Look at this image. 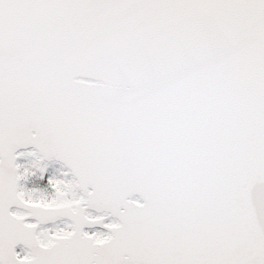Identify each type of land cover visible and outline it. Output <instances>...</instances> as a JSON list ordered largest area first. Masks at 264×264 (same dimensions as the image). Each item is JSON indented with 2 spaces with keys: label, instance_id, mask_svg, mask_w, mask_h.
<instances>
[{
  "label": "snow or ice",
  "instance_id": "snow-or-ice-1",
  "mask_svg": "<svg viewBox=\"0 0 264 264\" xmlns=\"http://www.w3.org/2000/svg\"><path fill=\"white\" fill-rule=\"evenodd\" d=\"M0 264H264V0H0Z\"/></svg>",
  "mask_w": 264,
  "mask_h": 264
}]
</instances>
